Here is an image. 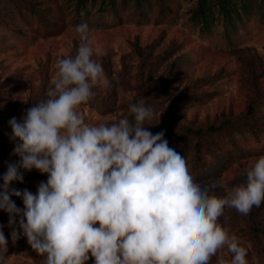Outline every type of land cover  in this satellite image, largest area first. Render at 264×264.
Returning a JSON list of instances; mask_svg holds the SVG:
<instances>
[{"label": "rangeland", "instance_id": "1", "mask_svg": "<svg viewBox=\"0 0 264 264\" xmlns=\"http://www.w3.org/2000/svg\"><path fill=\"white\" fill-rule=\"evenodd\" d=\"M0 0V178L13 155L9 120H20L42 99L56 75L58 59L75 55L79 37L75 28L87 23L94 59L103 67L109 87L77 109L89 125L111 124L129 115V105L143 100L153 109L149 131L178 132L169 147L185 157L189 174L202 187L223 184L214 194L223 196L244 179V169L264 156V18L254 5L228 20L218 8L208 23L195 21L197 0ZM250 2V1H249ZM247 3V2H246ZM241 5V3H240ZM152 77V79H151ZM254 100L258 128L254 131H208L214 134L210 152L196 157L195 140L186 129L218 126L235 119ZM165 139H167L165 135ZM23 171L24 182L12 188L36 194L47 174ZM2 176V177H1ZM23 209V200L11 197ZM9 216L0 210V226L7 254L0 264H41L21 237L15 243ZM258 221V220H257ZM260 222V221H258ZM218 223L247 250L248 264H264V240L251 228L248 215L225 209ZM264 237V236H263ZM259 239V240H258ZM86 264H94V258ZM213 264L223 258L218 250Z\"/></svg>", "mask_w": 264, "mask_h": 264}, {"label": "clouds", "instance_id": "2", "mask_svg": "<svg viewBox=\"0 0 264 264\" xmlns=\"http://www.w3.org/2000/svg\"><path fill=\"white\" fill-rule=\"evenodd\" d=\"M75 55L58 59L42 99L9 120L16 162L0 184V210L9 216L15 243L22 236L41 264H209L227 246L230 264H248L247 250L218 223L225 209L249 215L264 205V156L223 196L214 182L202 187L186 159L169 147L165 132L149 131L153 109L143 100L111 124L89 125L77 111L109 87L94 59L87 23L75 28ZM47 174L36 194L12 188L23 171ZM23 200L17 207L11 197ZM0 226V262L7 254ZM217 264H228L218 258Z\"/></svg>", "mask_w": 264, "mask_h": 264}, {"label": "trees", "instance_id": "3", "mask_svg": "<svg viewBox=\"0 0 264 264\" xmlns=\"http://www.w3.org/2000/svg\"><path fill=\"white\" fill-rule=\"evenodd\" d=\"M78 6H86L91 0H76ZM115 0H110L109 3L115 8ZM142 0H135L136 3L140 4ZM163 4V0H158ZM250 1V2H249ZM247 2V3H246ZM241 3V5H240ZM257 5L261 10V14L264 18V0H197L196 6L191 11V18L195 21H201L202 23H208V19L213 16L214 9L218 8L224 17L228 20L232 19V15L240 10L247 9ZM152 79V77H151ZM254 100H250L247 105L246 111L235 119H225L218 126H210L208 128L200 129H187L186 134L190 135L195 140V151L196 157L201 159V150L204 149L206 152H210L213 147L214 140L212 137L214 134L208 133L211 129L214 131L230 130L235 132H242V130L254 131L258 128V121L255 117ZM167 140L170 141L171 137L178 135V132H167L165 133ZM2 177V176H1ZM249 223L251 228L256 234L262 237L264 240V205L259 208L254 207L251 213L248 215ZM260 222H258V221ZM259 240V239H258ZM216 257H213L209 264H213Z\"/></svg>", "mask_w": 264, "mask_h": 264}, {"label": "built area", "instance_id": "4", "mask_svg": "<svg viewBox=\"0 0 264 264\" xmlns=\"http://www.w3.org/2000/svg\"><path fill=\"white\" fill-rule=\"evenodd\" d=\"M3 183V179L2 178H0V184H2ZM15 182H13V184H14ZM12 184V185H13ZM12 185H11V187H12Z\"/></svg>", "mask_w": 264, "mask_h": 264}]
</instances>
